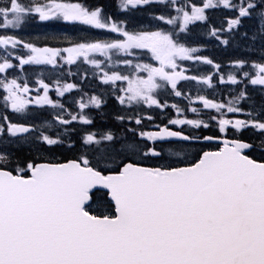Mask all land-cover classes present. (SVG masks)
Here are the masks:
<instances>
[{"label":"snow or ice","instance_id":"6c2138e0","mask_svg":"<svg viewBox=\"0 0 264 264\" xmlns=\"http://www.w3.org/2000/svg\"><path fill=\"white\" fill-rule=\"evenodd\" d=\"M0 264H264V0H0Z\"/></svg>","mask_w":264,"mask_h":264},{"label":"trees","instance_id":"16d2710c","mask_svg":"<svg viewBox=\"0 0 264 264\" xmlns=\"http://www.w3.org/2000/svg\"><path fill=\"white\" fill-rule=\"evenodd\" d=\"M105 3H110V0H104ZM54 95V94H53Z\"/></svg>","mask_w":264,"mask_h":264}]
</instances>
